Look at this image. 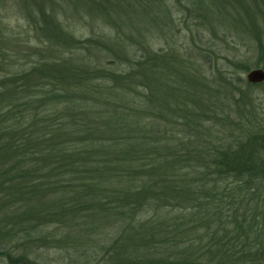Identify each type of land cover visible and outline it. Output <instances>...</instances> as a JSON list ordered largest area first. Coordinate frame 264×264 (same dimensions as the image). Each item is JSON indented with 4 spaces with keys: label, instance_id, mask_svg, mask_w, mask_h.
I'll return each mask as SVG.
<instances>
[{
    "label": "trees",
    "instance_id": "trees-1",
    "mask_svg": "<svg viewBox=\"0 0 264 264\" xmlns=\"http://www.w3.org/2000/svg\"><path fill=\"white\" fill-rule=\"evenodd\" d=\"M34 1L56 57L2 81L0 97L8 105L5 112L0 107V257L6 264H264V115L237 106L231 116L216 104L195 112L189 94L199 99L206 82H193L199 71L178 54L168 61L142 53L129 67L134 76L122 67L116 74L99 71L90 57L78 64L80 54L61 61L64 42L71 51H82L80 43L62 36L54 10L45 22L41 6L66 9L68 0ZM131 1V13L158 30L172 23L163 1ZM218 2L233 21L231 9ZM107 3L75 0L73 7L103 12ZM255 3L260 14L261 0ZM125 5L117 0V12ZM160 9L168 16L161 22L154 16ZM250 11L243 23L257 33ZM234 74L219 72L220 80L229 86ZM134 77L146 104L126 91L108 98L115 87L135 90ZM181 81L198 92L186 89L170 104L165 93H177ZM166 127L179 134L167 136Z\"/></svg>",
    "mask_w": 264,
    "mask_h": 264
},
{
    "label": "rangeland",
    "instance_id": "rangeland-1",
    "mask_svg": "<svg viewBox=\"0 0 264 264\" xmlns=\"http://www.w3.org/2000/svg\"><path fill=\"white\" fill-rule=\"evenodd\" d=\"M74 1L68 0L65 2L66 4L63 3L66 9L62 7L61 10H64L62 12L58 7L55 8L54 4L49 5L47 3L41 6L45 22L47 17L51 20L54 10L56 19L59 18L62 23V36L73 37L75 42L80 43L78 46L85 54L82 57V51L78 49L69 50L68 48L72 49V45L67 44V41L66 46L65 42L64 45L60 46L63 48L62 55L60 53L61 61H69L71 57L80 54L81 58L75 59L78 64L82 62L83 58L90 57V62L96 63L95 66H98L99 71L106 70L116 74L122 67L128 68L129 74L132 73L134 76L132 72L134 70L129 67L140 61L139 56L142 53L148 58L149 56L160 57L162 55L161 57L169 58L168 61H170L171 54H178L192 71L198 70L201 74L194 76L197 73L189 70L190 74L193 73L192 81L197 82L196 79L198 78L200 81L203 79L206 82L203 86L204 90L199 92L201 95L203 94L199 99L195 93L189 94L187 104L194 107L195 112L206 111L209 106L216 104L231 116L234 115V110L237 111V106L240 107L239 109L245 108V110L252 106L264 115V82L249 84L246 81V75L251 70L261 69L264 71V24L261 21L264 16V12H262L263 0H261L260 14L256 6L254 7L255 0H223L226 6L231 9L233 21L230 18V11L227 8H222L218 0H161V3L163 1L166 4L165 7L170 12L172 21L166 28L163 26L162 31L158 30V24H148L142 16L136 18V14L130 11V8H133L131 0H126L125 7L127 9L121 12H117V0H113V2L109 0V3L104 6L103 12L96 10L92 13L83 7L81 9V7L76 6L77 9H75L73 7ZM80 1L84 3L87 0ZM91 1L97 4L101 3V0ZM154 1L158 2L159 5V0ZM201 1H204L205 6H202ZM245 8L253 10L250 11V19L255 26H259L257 33L251 26L247 28L243 23V20L247 23V19L244 17ZM136 10L140 11L141 8ZM151 11L152 9H149L148 12ZM205 12L209 14L207 20ZM154 16L159 22L168 18L163 9H160L158 14ZM42 21L36 1L32 0L31 3H26L23 0H0V96L5 94L2 81L12 78L10 76L16 72L31 68L32 63L48 64L52 62L49 58L56 57L53 56L56 49L51 50V47L46 45L47 40H50L49 33L40 31V26L44 28ZM131 21H135L136 24L128 28ZM207 21L213 22L211 23L212 27L217 26L219 28L216 27L213 32L210 25H206ZM251 21L249 20V22ZM48 29L49 27H47ZM215 32L216 35H213ZM99 37L101 39H98ZM61 41L58 44H61ZM97 54H99V58L96 56ZM228 61L235 62L237 67L229 69ZM157 64L159 67L162 66L160 62ZM245 65L249 66L248 70H245ZM216 70L218 71L215 72ZM225 71L235 72L234 77L229 75L232 77L229 86L223 82V79L220 80L219 72ZM134 78L135 81L131 78L130 82L135 85V90L125 88L123 91L121 87H115L113 94L111 92L112 96H108V98L113 100L116 95L126 91L125 93L130 97H140L146 104L145 99L147 97L143 95L145 89L139 84L138 79ZM224 78L226 79L227 75ZM171 80L174 82V78ZM189 86L191 88L187 85L183 87L181 81L179 85H175L176 88L181 87L177 93L176 90L171 94L165 93L166 98L173 100L170 104L176 105L175 99L179 103L180 94L186 92V89L192 90L191 92H194L193 89L198 90V88H194L196 86ZM160 89L163 90L162 87ZM151 91L149 87L144 92L149 97L150 94L152 95ZM0 98H2L0 99L2 102L0 107L4 109L8 105L7 96ZM156 103L158 106L159 102ZM168 107L171 109L169 105ZM237 116L236 113L234 117ZM166 126L168 125L166 124ZM174 126L172 124V127ZM172 127H166L168 129L167 136L179 134L178 128ZM217 128L216 130L219 132ZM228 132L230 129L224 130L226 135H222L227 137ZM163 140L166 139L163 138ZM223 142H227L226 138ZM51 258L52 253L50 252L48 259ZM0 264H6L1 257Z\"/></svg>",
    "mask_w": 264,
    "mask_h": 264
},
{
    "label": "water",
    "instance_id": "water-1",
    "mask_svg": "<svg viewBox=\"0 0 264 264\" xmlns=\"http://www.w3.org/2000/svg\"><path fill=\"white\" fill-rule=\"evenodd\" d=\"M246 81L249 84H260L264 82V71L261 69H254L246 75Z\"/></svg>",
    "mask_w": 264,
    "mask_h": 264
}]
</instances>
